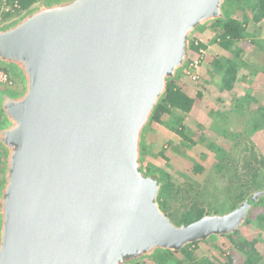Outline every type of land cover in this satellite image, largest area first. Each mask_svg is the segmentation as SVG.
Listing matches in <instances>:
<instances>
[{"label": "water", "instance_id": "water-1", "mask_svg": "<svg viewBox=\"0 0 264 264\" xmlns=\"http://www.w3.org/2000/svg\"><path fill=\"white\" fill-rule=\"evenodd\" d=\"M226 0H42L0 29V264H135L246 224L232 211L175 225L142 142L168 81ZM5 68V67H4Z\"/></svg>", "mask_w": 264, "mask_h": 264}, {"label": "rangeland", "instance_id": "rangeland-1", "mask_svg": "<svg viewBox=\"0 0 264 264\" xmlns=\"http://www.w3.org/2000/svg\"><path fill=\"white\" fill-rule=\"evenodd\" d=\"M233 9L230 3L224 5V12L230 17L239 20L249 17V34L236 47L242 53L236 56L234 49H222L217 42L219 29L212 27V23L198 29L192 41L206 46L200 78L194 83L180 71L177 79L195 101L191 111L184 114L172 110L159 120L150 121L144 134L143 170L147 175L163 178L161 183H170L162 209L175 225L183 224L182 214L191 206L194 210L202 208L204 215L226 214L251 194L264 190V19L254 22L249 7L244 6L241 11ZM15 10L6 0H0V29L28 11ZM214 59H231L237 64L231 89L221 82L222 72L212 67ZM4 67L15 81L13 93H18L21 81L11 67ZM180 130L185 138L178 133ZM0 159L1 184L4 174L1 146ZM250 217L252 222L231 238L211 236L197 249L192 248L191 261L180 254L166 259L161 257L164 253H159L160 256L155 254L135 264H172L175 260L183 264H225L228 258L233 264H243V251H250V247L256 251V264H264L263 200L251 210Z\"/></svg>", "mask_w": 264, "mask_h": 264}, {"label": "trees", "instance_id": "trees-1", "mask_svg": "<svg viewBox=\"0 0 264 264\" xmlns=\"http://www.w3.org/2000/svg\"><path fill=\"white\" fill-rule=\"evenodd\" d=\"M42 0H6V3L8 5L14 6L16 3L18 5V8L15 10L17 13L24 12L29 10L33 5L40 2ZM230 3L232 7H234L233 10L241 11L242 7H249L251 9V12H253L252 16L250 17L254 22H259L264 19V0H226L225 4ZM251 3V4H250ZM225 11V10H224ZM232 11V8H231ZM234 12V11H233ZM11 15V13H8ZM6 16H9V15ZM249 24V17H244V19L239 20L234 17H230L225 13V19L223 20H217L212 22L211 26H217L219 29L218 33V45L224 49V50H233L237 55L242 53L241 49H238L239 45L242 44V41L248 36V29L247 26ZM206 46L203 44L195 45L194 42L191 40L190 46H189V52L188 54L192 53L195 57L198 54V51L200 48H205ZM212 67L216 71L222 72L221 82L227 89L232 88V83L234 82L236 78V72H237V64L234 63L231 59H226L225 61H222L221 59H214L212 61ZM194 99L188 95L183 89L182 86L179 84L177 79L171 80L167 82L166 85V91L164 96L161 98L159 104L157 105L154 114L151 118L152 121L159 120L163 115L170 114L172 110H177L181 113L188 114L193 105H194ZM180 135H182L184 138L185 136L182 134L181 130L178 131ZM1 162V159H0ZM163 180V178H160V180ZM160 193L158 196V203L163 211L162 208H164V201L166 200V195L170 191V183L165 182L161 183L160 181ZM264 201V197L261 198L259 201H257L251 208V210L259 203ZM250 210V212H251ZM205 212L202 208H196L194 210V207L191 206V208L182 214L181 223L187 225L189 223H192L201 217H203ZM252 222V219L250 217V213L248 216V219L246 221V224H250ZM239 230L235 231L233 234L230 235H222V236H215V237H228L231 238L232 236L238 234ZM204 241H197L194 243H190L189 245L183 247L179 251H161L157 252L155 254L164 253L165 255L161 257H165L166 259H169L170 257L174 256L175 254H180L181 256L185 257L187 260H193V251L192 248L197 249L199 245ZM243 243L246 245V242L243 241ZM250 251H243L245 255V260L243 261V264H256L258 262V257L256 259V251L253 247H250ZM154 254V255H155ZM160 256V255H158ZM172 264H183L180 260H175L172 262ZM225 264H233V261L231 258H228V262Z\"/></svg>", "mask_w": 264, "mask_h": 264}, {"label": "built area", "instance_id": "built-area-1", "mask_svg": "<svg viewBox=\"0 0 264 264\" xmlns=\"http://www.w3.org/2000/svg\"><path fill=\"white\" fill-rule=\"evenodd\" d=\"M14 8L17 9L18 5L15 3ZM218 41V39H217ZM197 45V44H195ZM205 50L200 48L198 54L195 57H187V60L182 68V73L184 77L194 83L199 80V71L204 62ZM15 81L6 68L0 66V90L4 89L9 92H14Z\"/></svg>", "mask_w": 264, "mask_h": 264}, {"label": "crops", "instance_id": "crops-1", "mask_svg": "<svg viewBox=\"0 0 264 264\" xmlns=\"http://www.w3.org/2000/svg\"><path fill=\"white\" fill-rule=\"evenodd\" d=\"M17 91H18V93H20L22 91V85H21L20 89H18Z\"/></svg>", "mask_w": 264, "mask_h": 264}]
</instances>
